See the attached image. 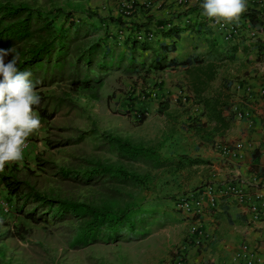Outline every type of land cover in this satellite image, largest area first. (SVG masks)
<instances>
[{
    "label": "crops",
    "instance_id": "obj_1",
    "mask_svg": "<svg viewBox=\"0 0 264 264\" xmlns=\"http://www.w3.org/2000/svg\"><path fill=\"white\" fill-rule=\"evenodd\" d=\"M134 1L132 20L125 17L126 34L134 33L139 27L159 33L155 38L157 54L167 57V64L173 60L177 63V67L164 70L145 67L148 74L158 75L154 85L157 88L150 85L142 88L136 104L149 116L146 124L152 120L154 108L162 117L160 119L167 121L169 117L173 125L177 124L176 128L171 127L164 142L175 138L174 133L182 125L179 123L188 120L191 143L187 142L186 147L171 150L167 155L181 154L199 161L173 175L176 181L177 175L186 174L185 182L176 183L179 193L173 198L198 197V192L208 185H212L218 194L215 208L207 207L202 216L188 219L190 224L198 225L205 232L206 238L199 250L191 249L187 263L231 264L240 247L249 243L259 251L260 264H264V209L260 220H254L248 203H240L234 195L222 193L229 187L238 186L251 201L258 194L264 195V184H258L264 176V99L245 105L252 114L251 119L239 120L234 112L244 98L239 86H264V19L250 4L251 0H246L240 20L231 23L239 25L244 32L248 27L258 28L262 31L261 36L250 41L241 35L235 38L233 45L227 46L222 35L211 27L213 19L203 15L201 5L204 0H185L183 3L156 0L152 6H148L151 0ZM111 11L116 12L112 8ZM117 12L119 14V7ZM168 24L172 26L167 28ZM163 30L167 32L161 33ZM179 87L186 92V100L177 94ZM182 102L186 109L170 111ZM206 103L218 105L226 128L209 118ZM127 106L128 110L135 111L131 103ZM236 142L244 144L243 159L223 157L217 150L218 145Z\"/></svg>",
    "mask_w": 264,
    "mask_h": 264
},
{
    "label": "trees",
    "instance_id": "obj_2",
    "mask_svg": "<svg viewBox=\"0 0 264 264\" xmlns=\"http://www.w3.org/2000/svg\"><path fill=\"white\" fill-rule=\"evenodd\" d=\"M82 8L81 11L86 16L80 17L79 22L73 18L58 24L59 13L69 17L71 12L57 8L58 17L55 18L52 16L53 12L29 3L0 0V48H16L20 55V70H30L33 80L39 81L37 91L59 86L64 97L56 107L66 102L65 97L76 94L98 99L104 84L101 72L111 68L133 74L145 67L155 70L177 67L174 60L167 64V57L157 54L159 51L155 48L156 40L138 38L144 32L152 33L155 38L159 33L139 27L120 40L116 29H125L122 17L117 21L111 20L116 24L113 31L118 36V43L111 46L110 37L91 40L97 33L96 24L92 23L96 16ZM108 23L110 22L102 25L107 26ZM107 27L110 39H113V26ZM166 32L161 31L163 34ZM146 53H150L151 61ZM6 59H11V56ZM38 95L41 97V106H33V111L51 121L57 115V109L50 112L52 97L42 92ZM134 100L136 97L129 98L127 105ZM132 107L134 109L137 106ZM206 109L209 118L216 120L223 128L227 127L217 104L206 103ZM127 112L134 113L132 109ZM139 114L136 120L143 124L146 115L140 108ZM84 134L82 131L80 135L83 137ZM71 142L58 143L57 146H67ZM102 148L114 153L116 161L85 156L78 163L70 164L60 171L63 180L75 181L98 190V193L90 194L83 201L78 197L57 194L55 190L40 192L13 169L0 172V182L11 199L22 203L19 209L21 214L28 207L26 216L35 223L50 220L57 223L75 222L69 239V247L72 249H81L102 240L111 242L141 239L152 232V222L159 217L156 211L145 205L147 194L155 188L153 172L175 175L199 161L181 154L166 155L162 152L161 145L135 143L129 138L113 134L106 135ZM140 163L147 169L133 168L134 164ZM177 199H174V203ZM16 210L17 206H12V211ZM1 212L6 215L2 210ZM160 222L163 220L160 219Z\"/></svg>",
    "mask_w": 264,
    "mask_h": 264
},
{
    "label": "rangeland",
    "instance_id": "obj_3",
    "mask_svg": "<svg viewBox=\"0 0 264 264\" xmlns=\"http://www.w3.org/2000/svg\"><path fill=\"white\" fill-rule=\"evenodd\" d=\"M13 1L41 7L48 12H53L52 16L55 18L58 17L57 8L71 12L69 17L59 13L58 24L64 20L69 21L75 17L86 16L81 11L83 7L82 10L89 11L96 16V20L91 22L96 24L97 33L91 37V40L111 38L107 26H113L111 30L114 38H109L111 46L118 43L116 42L118 36L113 31L116 24L111 20L117 21L121 17L123 22H125V17L132 20V16H126L122 12V7H119L128 0ZM155 2L156 0L152 4ZM111 8L117 13H113ZM86 20L87 17L84 22ZM104 22L110 23L103 26ZM120 40L123 39L120 38ZM145 55L151 61L150 53ZM101 73L104 84L99 91L98 99L85 94H76L72 97H65L66 102L56 107L57 104H61L59 100L63 96L58 89L59 86L37 91V94L42 92L52 97L50 112L57 109V115L49 121L34 111V114L41 119L42 127L28 137L31 141V150L24 156V159L6 165V170L13 169L40 192L55 190L57 194L78 197L77 199L83 201L90 194L98 193V190L75 181L63 180L60 171L70 164L78 163L79 159L85 156H97L116 161L114 153L102 148L106 135H119L135 143L146 145L158 144L161 145L162 152L166 155L172 152L171 150H180L191 143L188 137L191 123L188 120H182L179 123L182 125L174 133L175 138L164 142L165 136L169 131L171 132V127L176 128L177 126V124L173 125L169 117H167L169 121H163L152 106V109L154 108L152 120L148 124H139L134 114L127 112L129 98L135 95L136 100L131 104L139 108L140 105L135 102L139 101L137 94L141 93L142 88L148 85L157 88L154 86L156 79H159L157 74H148L146 69L128 74L122 69L115 68ZM146 78L149 80L146 81ZM180 89L177 94L186 100V92L183 88ZM182 103L181 105L175 104L170 111H179V108L183 109V107L186 109L185 103ZM80 131L85 132L83 137ZM69 140L72 141L70 145L57 146L58 143H65ZM133 168L147 169L141 163L134 164ZM193 174L196 175L197 172ZM153 175L155 188L147 194L145 204L148 209L156 211L159 215L152 222V232L138 240L122 239L111 242L102 240L81 249L69 247L70 231L75 226V222L57 223L50 220V222L35 223L26 216L28 207L25 208V213L21 214L19 209L22 203L11 199L0 182V196L13 204L12 206H17L16 211L7 215H3L0 210V264H172L174 251L186 244L192 225L188 222V218H184L174 208L173 196H178L179 193L176 183L185 182L186 174L177 175L176 181L173 180V175L161 172H153ZM160 219L163 222H160Z\"/></svg>",
    "mask_w": 264,
    "mask_h": 264
},
{
    "label": "built area",
    "instance_id": "obj_4",
    "mask_svg": "<svg viewBox=\"0 0 264 264\" xmlns=\"http://www.w3.org/2000/svg\"><path fill=\"white\" fill-rule=\"evenodd\" d=\"M151 0L148 3V6H152ZM185 0H178L179 3H183ZM250 4L256 7V10L260 16L264 19V0H251ZM122 12L126 16H130L135 10L136 3L135 1H124L121 4ZM80 18H76V21L79 22ZM172 24H168L167 28H170ZM211 27L214 28L219 34L222 35L223 41L229 45L234 44L236 37H245L247 40L255 41L259 39L262 31L255 27H248L247 31L244 32L236 23H229L227 21L216 22L215 19L212 20ZM116 32L119 34L121 39L125 38V29L117 28ZM139 39H148L153 41L155 36L152 33H140L138 35ZM239 90L244 92V98L242 99V104L238 107H235L234 112L239 120L251 119V113L247 110L245 106L247 102H253L260 99H264V86L253 87L252 85H241L238 87ZM156 100L154 95L153 101ZM139 108H135L134 117L139 116ZM139 118V117H138ZM31 149V141L27 140V147L24 149V156ZM217 150L223 157L233 158V159H243L244 158V144L241 142H236L230 145H218ZM264 159V157H263ZM258 184H264V176L258 180ZM198 197H181L178 198L174 203L175 210L182 215L184 218H195L202 216L205 213L207 207L215 208L217 205L218 194L215 192V188L212 185H208L202 188L199 192ZM222 193L234 195L240 203H248L251 213L253 214L254 220H260L262 215V210L264 209V195L258 194L255 196V200L251 201V198L241 187L233 186L226 189ZM0 209L4 214H9L12 211L11 204L0 196ZM206 238L205 232L196 224H192L188 239L186 244L177 248L174 251V257L172 264H188V254L191 249L199 250L203 241ZM260 254L257 249L252 247L249 243H244L240 249L236 252L233 257L231 264H260Z\"/></svg>",
    "mask_w": 264,
    "mask_h": 264
},
{
    "label": "clouds",
    "instance_id": "obj_5",
    "mask_svg": "<svg viewBox=\"0 0 264 264\" xmlns=\"http://www.w3.org/2000/svg\"><path fill=\"white\" fill-rule=\"evenodd\" d=\"M201 7L203 15L217 23L238 22L245 12L246 0H204ZM9 56L11 59L6 62ZM19 62L15 47L0 48V172H4L6 165L24 159L28 137L42 127L41 119L33 111V106H41L37 94L39 81L33 80L30 70H20Z\"/></svg>",
    "mask_w": 264,
    "mask_h": 264
}]
</instances>
